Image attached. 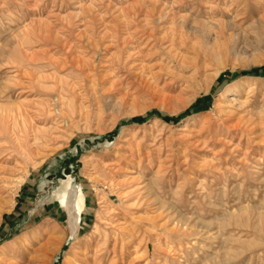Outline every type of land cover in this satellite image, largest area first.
<instances>
[{"label":"rangeland","instance_id":"rangeland-1","mask_svg":"<svg viewBox=\"0 0 264 264\" xmlns=\"http://www.w3.org/2000/svg\"><path fill=\"white\" fill-rule=\"evenodd\" d=\"M263 17L264 0H0V261L35 264L48 229L50 264L89 245L106 264H264Z\"/></svg>","mask_w":264,"mask_h":264},{"label":"bare ground","instance_id":"bare-ground-1","mask_svg":"<svg viewBox=\"0 0 264 264\" xmlns=\"http://www.w3.org/2000/svg\"><path fill=\"white\" fill-rule=\"evenodd\" d=\"M139 13L138 12L137 14L135 13L136 17L135 18H139ZM141 15V14H140ZM165 15V14H164ZM161 13L157 12L156 9H153V10H149V11H146L145 13V16L152 22V23H158V24H162V21H163V16ZM262 19V18H261ZM139 21V20H138ZM260 26V25H259ZM262 26V25H261ZM181 30V29H180ZM262 30H263V33H264V17H263V27H262ZM183 32V31H182ZM181 32V39H176V35H175V39L173 37L172 41H171V45L173 46H179L180 47H183V46H187L188 47V42H187V39H186V36L183 35ZM149 33V32H148ZM184 33V32H183ZM150 37H154L155 36V32L152 31L150 34H149ZM112 37V36H111ZM88 43V42H87ZM155 46L153 47V49L155 48L157 51L156 53H159V51L161 50H164V41L163 40H159L157 39L155 41ZM168 45V44H167ZM152 46V45H151ZM192 49V48H191ZM170 50V49H169ZM188 50H190L188 48ZM194 50V49H192ZM190 50V51H192ZM195 51V50H194ZM198 52V51H197ZM176 53V52H175ZM144 54V53H143ZM148 54V53H147ZM196 54V53H195ZM210 55L212 56V58H214L215 60L217 61H220V57H218L217 55L215 56L214 53H210ZM131 57V55H128L125 60L123 59H119V65H124L125 67L127 66V64L129 63L128 62V59ZM199 57V56H198ZM206 57V56H205ZM161 58V57H160ZM196 59V58H195ZM200 59V58H198ZM204 59V58H203ZM206 59V58H205ZM193 60V59H192ZM76 61V60H75ZM124 61V62H123ZM197 61V60H196ZM175 62V61H174ZM75 63V62H74ZM182 63V62H181ZM194 63V62H193ZM196 64V63H195ZM180 65V64H179ZM206 67H207V62H203V63H197L193 69L192 72V75H191V78L192 80H197L199 79L200 77H205L206 76ZM95 69V67H92ZM208 68V67H207ZM82 69V72L84 73V68H81ZM119 69V68H118ZM114 70V69H113ZM115 72V71H114ZM119 73V72H118ZM100 74V73H99ZM220 74V71L218 70L217 72H215L213 75L209 76V83L210 85L213 84L214 80L219 76ZM104 76V75H103ZM99 78V77H98ZM103 78H100L99 80H96L94 82L95 84V87H94V90H93V93L95 92L96 94L98 93V90H100L99 86L102 84V80ZM188 79V78H187ZM104 80V79H103ZM191 80V81H192ZM61 82V81H60ZM105 82V81H104ZM190 82V81H189ZM245 82V81H244ZM247 82V81H246ZM107 83V82H106ZM109 83V81H108ZM91 88V86H90ZM101 93V90L99 91ZM232 92L231 89H227L225 90V93L223 95V93L221 94L220 96V99L221 98H227L226 102L227 104L234 106V105H237V99L235 98H229V96H225V94L227 93H230ZM105 93V92H104ZM225 96V97H224ZM249 97V96H248ZM98 103V102H97ZM238 106V105H237ZM57 107V106H56ZM100 109V108H99ZM74 110V109H73ZM228 110V109H227ZM71 111V110H70ZM223 111V110H222ZM21 112V111H20ZM233 112V111H232ZM232 112L230 111H224L223 114L224 116H226L228 119H231L232 118ZM218 113V112H217ZM76 114V110L72 111V115ZM240 116V115H239ZM226 120V119H225ZM226 122V121H225ZM237 122V121H236ZM201 133V132H200ZM15 134V133H14ZM70 186L71 184L68 183L66 185V187L63 189L64 191L59 193V201H60V204L62 206H64L67 210V214H68V220H67V224H68V227H70L71 229V235L72 236H76L78 233H79V220H82L83 218V210H84V207L86 205V199H85V196H84V193L81 189L79 190H74L72 189L70 191ZM58 197V196H57ZM56 197V199H57ZM58 200V199H57ZM62 209V208H61ZM82 223V221H81ZM247 224V223H246ZM187 226V225H185ZM259 227V226H257ZM256 227V228H257ZM255 228V227H254ZM259 230V229H258ZM54 231V230H53ZM32 234V233H31ZM49 234H50V237H49ZM52 232L51 230L48 231V229H42L40 230L38 233H34L33 236V240L34 239H38L40 237H45L47 238L46 242H44L43 244H41L39 246V248L37 249V253L38 255L34 258L35 260H33V263L35 264H50L52 259L61 251L62 247H63V239L60 240V239H57V238H54L52 237ZM70 236V235H69ZM59 238V237H58ZM25 239V238H24ZM29 241V240H28ZM44 241V240H43ZM27 242V240H26ZM109 242V241H108ZM28 243V242H27ZM25 244V243H24ZM29 244V243H28ZM37 244V243H36ZM109 244V243H108ZM105 246V245H104ZM98 248V247H97ZM9 249V248H8ZM7 250V249H6ZM100 250V249H99ZM98 249H95L92 245H89L87 247L83 248L80 247V246H76L74 247V250H72L70 253L71 255V259L69 258V260L67 261L66 264H106L107 262V256L105 257L104 255H102L101 253H103L101 251V253L99 254V251ZM103 250V249H102ZM108 252V251H107ZM4 253V252H3ZM68 254V252H67ZM70 257V256H69ZM10 263V262H8ZM0 264H6V260L3 259L0 261ZM13 264V263H12Z\"/></svg>","mask_w":264,"mask_h":264}]
</instances>
